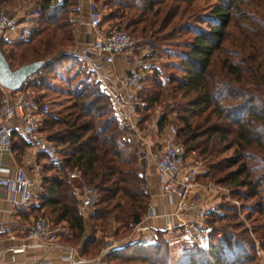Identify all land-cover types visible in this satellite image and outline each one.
Instances as JSON below:
<instances>
[{"label":"trees","instance_id":"obj_1","mask_svg":"<svg viewBox=\"0 0 264 264\" xmlns=\"http://www.w3.org/2000/svg\"><path fill=\"white\" fill-rule=\"evenodd\" d=\"M35 1L37 17L27 37L7 49L2 40L0 52L11 69L45 59L34 73L36 84L42 83L45 72L71 85L64 88L70 100L62 114L43 100V91L33 95L47 105L39 130L54 144L61 159L57 165L49 161L38 165L34 216L40 214L52 226H65L68 233L59 237L79 242L82 253L92 254L94 233L106 230L107 218L117 224L114 234L119 227L125 233L145 214L149 194L143 175L131 165V144L119 140L123 129L107 94L98 89L96 80L85 82L74 79V74L67 76L76 62L66 52L73 46V18L68 13H76L75 0ZM193 1L100 0L109 9L101 18L117 17L118 25L122 23L141 37L156 34L170 39L180 33L191 34L180 44L184 47L178 54L180 74L168 76L167 89H146L138 92L137 98L147 104H163L169 97L172 119L159 116L157 129L173 122L174 140L181 144L183 155L190 154L202 163L199 176L241 199L246 219L255 215L246 226L236 218L233 206L226 207L228 212L210 211L205 218L206 243L188 244L179 264H246L254 255L249 232L264 251V0H214L201 5L202 9ZM149 81L157 84L155 77ZM43 86L50 87L48 83ZM11 144L18 159L26 144L15 133ZM69 171L75 176L68 178ZM83 186L94 193L85 217L76 208L78 190ZM152 237V241L109 249L103 264H168V247L161 232L155 230Z\"/></svg>","mask_w":264,"mask_h":264},{"label":"built area","instance_id":"obj_2","mask_svg":"<svg viewBox=\"0 0 264 264\" xmlns=\"http://www.w3.org/2000/svg\"><path fill=\"white\" fill-rule=\"evenodd\" d=\"M87 17L88 24L97 34L96 38L81 45L72 46L66 52L68 55H76L81 58L87 67L93 69V63L89 58L90 54L97 56L102 62L111 63L117 54L129 48L131 38L120 28L100 31L98 28L100 16L93 0H88ZM18 31H20V26L17 18L9 12L0 10V42L17 35ZM139 76L140 74L135 70H130L129 74L124 75L123 83L128 89L127 96L131 97L130 99L134 96V89ZM139 105H142V102H139ZM113 106L115 109L123 110V113L117 114L118 125L123 129L119 136V140L122 141L126 139V131L132 128L127 113L133 112V105L132 102L129 103L128 99L122 101V99L114 98ZM46 109L45 102L37 101L21 88L9 90L0 87V152L10 151L11 136L15 133L28 147L44 154L47 161L56 165L60 164L61 159L57 154L56 147L39 130V121ZM168 129L172 137L164 141L154 159V168L160 190L169 198L170 196L174 198L172 201L173 209L162 214L168 220L161 227V233L170 245L179 242L203 245L207 241L206 225H204L203 219L211 210L209 201L212 199L211 192L215 183L211 181L201 182L196 179V175L200 172L196 160L186 159L181 144L173 139V126L169 124ZM34 175L32 177L21 166L14 167L8 173L0 174V185L6 192L8 202L37 203L38 179ZM74 176V171L67 172L68 178ZM92 199L93 194L89 187L83 186L78 190L76 208L81 215H83L85 208L91 204ZM153 214L154 212L148 206L144 216L134 224L133 229L144 233L146 226L142 225V222ZM49 227L46 219L38 214L28 224L25 238L43 245L51 244L56 240V231ZM148 229L151 230V235L157 230L154 226ZM144 237L147 239L146 236ZM144 237L137 238L136 242H146ZM134 239H125L119 242V245L134 241ZM23 247L24 244L21 243L13 247V250H21ZM102 253L95 256L91 264L101 263Z\"/></svg>","mask_w":264,"mask_h":264},{"label":"rangeland","instance_id":"obj_3","mask_svg":"<svg viewBox=\"0 0 264 264\" xmlns=\"http://www.w3.org/2000/svg\"><path fill=\"white\" fill-rule=\"evenodd\" d=\"M193 3L196 8L197 7L200 8L201 5L208 6V4H213L214 0H194ZM95 5H96L97 11L100 16V22L98 24V28L100 31H103L108 28L109 29L120 28V29H123L131 38V43H130L129 48L126 49L124 52L120 53L119 56L126 57L127 60L132 63L129 70H123L124 75L129 74L130 70H135L140 74L136 88L134 90L137 92H142L146 89H149L152 92H154L156 90L162 91L165 88L167 89L168 86L170 85V82L168 81V76L171 74H174V75L180 74V71L178 69V62H179L178 54H180V52L184 50V47H182L180 44L183 43L182 41L188 40L191 34L190 33H184V34L180 33L179 36L173 35L170 39H161V37H158L156 34L149 36V37L147 36L141 37L138 35H134L129 32V29H125L122 23L119 25L117 24L118 21L120 20L119 18L113 17L107 20L101 18L102 15L105 12H107L109 9L107 6L101 4L100 0L96 1ZM28 6L29 7L31 6L30 7L31 10L29 11L24 10L23 12L22 10ZM36 6H37V3L35 0H2V2H0V10L4 12H9V13L10 12L15 13V15L17 16L18 25L20 26V31H18L17 35L13 37H8L3 40L4 42H6V44L3 46L5 49L9 48L10 44L17 42L21 38L27 37L29 33V29L35 25L34 21L36 20V17H37ZM68 14L69 16H72V13H68ZM200 26L205 27V23H201ZM71 47L72 46L67 47V50ZM70 56L75 57L76 62L73 61L72 64L74 65H72L71 68L67 70V76H69V74H74V79L82 78L81 81H85V82H88L89 80L91 81L95 80L94 76L91 73L89 74L86 71L85 68H87V65L85 64L84 60L77 57L76 55H70ZM42 75L44 78V80L42 79V83L36 84L38 78L33 74L24 83V86L22 87V89L27 94L32 95V96L33 95L35 96L39 94L41 91H43L45 94L43 96V100L47 102L48 106L52 109H58L60 111L59 114L64 113V106H66V104H68L70 100L68 95H66L65 92L67 91H65L64 88H66V86L69 87L71 83L68 86L64 81L62 83L58 81L56 78L57 76L55 75L52 76L50 74H46L45 72H43ZM152 77H155V83L157 84L154 85L150 83L149 80ZM31 82H34L35 85L34 86L30 85ZM46 83H48L50 87L44 88L43 85ZM98 89L101 91L99 86H98ZM137 101L142 102V105H139V107H142V108L145 107L144 109L141 108L140 110L145 115V122H149L153 124L161 115L162 116L165 115L166 119L168 121H171L173 113L169 111L170 105H171V100L169 97L166 98L163 104L162 102L147 104L141 101L140 98L139 99L137 98ZM60 103L62 105H60ZM170 125L173 126L174 128L173 122H170ZM128 141H129V144H131V147L133 149V163L131 165L134 166L138 174L142 176L145 173L146 163L148 164V167L154 166V159H155L156 153L154 154L152 151L156 149L157 145H160L159 144L160 142L157 144H151V146L149 147L151 154L146 155V152L148 150H146L145 147L143 148L140 145L141 143L134 141V139H131ZM226 153H228V151ZM34 156L37 159L38 165L39 164L43 165L48 162L46 159L41 158L40 154L38 153H36V155ZM185 157L186 159L193 160L190 154H186ZM196 163L200 171L202 172L203 166H202L200 159L196 160ZM197 179L202 180L201 182H203L204 180L208 181L206 178H202V177H197ZM211 196H212L211 210H210L211 212H216L218 210H220L221 212H228L226 211V207L233 206L235 208L236 218L239 220H242L243 224L246 226L249 225L250 223L249 220L253 216H255L253 214L252 215L250 214V218L246 219L242 211L241 202L243 201L241 199H238L237 197H232L231 195H229L228 190L224 186H221L218 184L213 185ZM86 212H87V208H85L84 213H82L83 214L82 217H85V215L87 214ZM208 213L203 219L205 224L203 222L202 223L204 225H206L205 218L207 217ZM142 217L140 219H142ZM222 221L223 220L219 222H222ZM107 222H108V225L104 232L95 231L94 233V237L97 238L95 242L98 241V245H99L97 247V250H99L100 252L102 251L105 253L111 248L120 246L119 242L124 241L125 239L135 238L134 241H136L137 238L145 236V235H141L143 234L142 231H135L133 229V226L135 223L125 233H122L123 231L122 227H119L116 229L117 233L114 234L113 229H115V226H117V224H114V222H112L108 218H107ZM208 222L210 224L211 220L209 219L207 221V224ZM219 222L217 224H220ZM143 223L144 222H142V225H144ZM49 226H50L49 228L56 231L58 225L56 226L49 225ZM212 234L216 236L217 232H214ZM249 236L252 239L253 244H254V252H253L254 255H253V258L250 261H248L246 264H264V251L262 249V246L258 244L254 234L249 232ZM143 239L147 241L148 240L152 241L153 237H151L150 235V236H147V239L145 237ZM130 242H133V241H130ZM188 244H195V243L179 242L178 244H175V245H170L167 243L168 264H179L182 260H184V255H185L186 250L188 249L187 248ZM196 245L203 246L204 244L203 245L196 244ZM97 250H94L92 248L93 255L92 254H87V255H90V257H94V253ZM104 253H102L101 260H103ZM103 262L104 260L101 263L99 262V264H103Z\"/></svg>","mask_w":264,"mask_h":264},{"label":"crops","instance_id":"obj_4","mask_svg":"<svg viewBox=\"0 0 264 264\" xmlns=\"http://www.w3.org/2000/svg\"><path fill=\"white\" fill-rule=\"evenodd\" d=\"M75 2L76 13H73L71 17L73 18V45H81L96 38L97 34L88 24V0H75ZM30 7L28 6L22 11H29L31 10ZM11 14L17 18L15 13ZM89 58L93 63L92 65L94 68L87 67V69L94 76L101 91L107 94L110 99L116 119L117 114L120 112L123 113V110L120 111L115 109L113 106L114 98L122 99V101L128 99L129 103L132 102L133 112L127 113L132 124V128L126 131L125 137L127 141L134 139V141L141 143L140 145L148 150L146 152V155H148L151 154L149 150L151 144H157L160 142V145H157L160 147L167 138L172 137L168 129L169 124H165L160 130H158L156 121L152 124L145 122V118L143 120L141 119L142 114L140 110L142 107H139V102L137 101V91L134 90V96H132V99L127 96L128 89L123 83V70H129L132 63L129 62L126 57L117 54L111 63L102 62L100 58H97V56L93 54H90ZM136 107L137 110L135 109ZM157 146L156 149L152 151L154 154L157 153L159 149ZM15 148V145L11 144L9 152H0V174H3L4 172L8 173L14 167L21 166L27 170L32 177L33 174H35V178L37 176L38 179V164L36 157L34 156L38 152L26 145L22 149L19 158L16 159L14 155ZM200 173L201 171L196 175V179L197 177H200ZM143 176L149 194L148 206L154 212L152 216L143 220V224L146 226L143 235L147 237L151 235V230L148 229L151 226H154L158 231L162 232L161 227L165 221L168 220L162 214L168 213L173 209L172 201L174 198L172 196L169 198L167 194L160 190L154 166L148 167V164L146 163ZM197 180L202 181L199 179ZM38 190L39 186H37V192ZM209 203L211 204V201H209ZM35 205H37V203L20 204L8 202L6 192L0 185V264H91L93 258L102 252L97 250L99 245L98 241L95 242L97 239L95 237L92 248L97 251L94 253V257L82 253L79 242L70 243L62 240L59 235H66L68 233L65 226H57L56 240L51 244L43 245L30 239H26L25 231L31 219L34 217ZM85 233L86 229L84 230V234ZM21 243L24 244V247L21 250H13V247L18 246Z\"/></svg>","mask_w":264,"mask_h":264},{"label":"water","instance_id":"obj_5","mask_svg":"<svg viewBox=\"0 0 264 264\" xmlns=\"http://www.w3.org/2000/svg\"><path fill=\"white\" fill-rule=\"evenodd\" d=\"M45 61V59H37L11 69L0 52V87L9 90H19L23 83H25Z\"/></svg>","mask_w":264,"mask_h":264}]
</instances>
